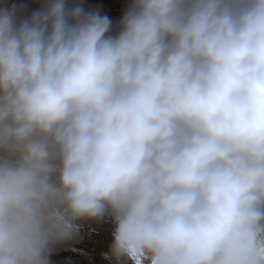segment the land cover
<instances>
[{
    "label": "clouds",
    "instance_id": "obj_1",
    "mask_svg": "<svg viewBox=\"0 0 264 264\" xmlns=\"http://www.w3.org/2000/svg\"><path fill=\"white\" fill-rule=\"evenodd\" d=\"M0 7V264L77 221L133 264H264V0Z\"/></svg>",
    "mask_w": 264,
    "mask_h": 264
},
{
    "label": "rangeland",
    "instance_id": "obj_2",
    "mask_svg": "<svg viewBox=\"0 0 264 264\" xmlns=\"http://www.w3.org/2000/svg\"><path fill=\"white\" fill-rule=\"evenodd\" d=\"M45 2L46 0H0V7L11 8L13 5H15L16 18L19 20L38 10ZM66 2L69 5H80L86 12H98L101 16H107L112 22L110 31L117 32L119 30L118 22L124 14L125 9L130 4L131 0H66ZM105 214L98 220L89 219L94 229V235L86 234L85 236V232H83V235H78V237L85 236L84 238L81 237L78 239L83 242H81L83 246L86 245L88 248L80 247V244L75 245V236H73L72 238L65 240L63 243L61 242L53 246L49 256L50 262H54L53 260L55 259V254L57 251L63 257L61 264H70L71 258H73L74 264H87L85 258L82 255L86 252L90 254L89 257L93 259V261H90L88 264H110L107 262L108 260L104 261L103 263L97 260L98 257H105L104 254L110 252V245L113 241V232L115 230V222L112 216L108 213ZM82 230V228H79L78 232L81 233ZM101 233H103L106 238ZM65 250L68 252H64ZM70 250L71 252H75V257H73V255L70 256ZM122 259L125 260V258ZM128 262L129 261H126V264Z\"/></svg>",
    "mask_w": 264,
    "mask_h": 264
},
{
    "label": "bare ground",
    "instance_id": "obj_3",
    "mask_svg": "<svg viewBox=\"0 0 264 264\" xmlns=\"http://www.w3.org/2000/svg\"><path fill=\"white\" fill-rule=\"evenodd\" d=\"M37 1V0H36ZM43 2V1H42ZM116 32H112V31H110V34H115ZM106 215V214H105ZM77 224H78V230H79V228H82L83 230L81 231V233H79L78 232V230H77V233L74 235L75 236V240H74V242H75V245H79L80 244V247H85V248H88V247H86V245H82L81 244V242L82 241H80L78 238H81V237H85L86 236V234L87 235H94V233H93V231H94V229H93V227H92V225H91V223H90V221H89V219H83V220H79V221H77ZM95 224V223H94ZM112 226V225H111ZM99 231V230H98ZM83 232H85V234L83 233ZM85 235V236H80V237H78V235ZM101 234H103V233H101ZM104 235V234H103ZM90 237V236H89ZM104 237L106 238V236L104 235ZM65 241V240H64ZM64 241H62V243L64 242ZM61 243V242H60ZM83 243V242H82ZM105 245H106V243H105ZM103 247V246H102ZM104 249V248H103ZM106 249V248H105ZM64 252H68L67 250H65ZM70 252V256H72L73 255V257H75L76 255H74V253L75 252H71V250L69 251ZM56 256H55V259L53 260L54 262H51V264H61L62 263V255H60V253H58L57 251H56V254H55ZM83 255V257L85 258V261H86V263L88 264V263H90V261H93V259L91 258V257H89V255L90 254H88L87 252L86 253H83L82 254ZM108 258V259H107ZM104 257V256H100V257H98L97 258V260L98 261H100L101 263H103L104 261H106V260H108L107 262L108 263H110V264H126V261H129L127 264H133V261L132 260H130V259H126L125 258V260H123V259H120V260H117L116 258H114V257H112L111 255L110 256H108V257ZM83 259V258H82ZM52 261V260H51ZM74 260H73V258H71V261H70V264H74V262H73ZM76 262H77V260H76ZM92 263V262H91Z\"/></svg>",
    "mask_w": 264,
    "mask_h": 264
}]
</instances>
